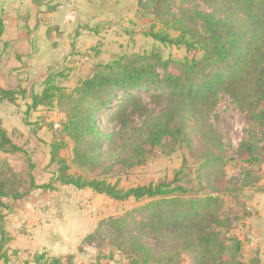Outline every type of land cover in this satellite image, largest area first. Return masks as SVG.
<instances>
[{
	"label": "rangeland",
	"instance_id": "obj_1",
	"mask_svg": "<svg viewBox=\"0 0 264 264\" xmlns=\"http://www.w3.org/2000/svg\"><path fill=\"white\" fill-rule=\"evenodd\" d=\"M234 1L226 0L230 6ZM182 10L218 14L213 5L200 0L167 4L158 0H0L6 27L0 38V86L14 94L12 103L0 96V119L24 150L0 155V166L8 163L12 171L23 173L32 163L36 182L48 184L55 171L51 145L63 140L67 146L61 155L71 174L106 180L124 190L173 181L174 187L184 188L183 199L220 196L222 216L243 229L242 250L233 264H264V120L251 118L237 86L220 93L209 115L221 137L222 153L205 139L204 119L194 114L187 120L186 142L155 150L139 166L124 162L129 158L123 150L125 141L146 130L165 108V97L155 88L131 91L141 99L143 111L130 106L121 118L114 112L126 94L116 93L110 99L111 108L97 119L106 139L107 160L94 170L75 163L73 141L63 132L70 99L77 98L83 83L103 67L116 66L133 54L191 59L184 46L175 44L179 33L171 25L172 14ZM72 12L74 19H69ZM261 12L264 24V0ZM240 19L245 27L244 17ZM155 34L165 40L155 39ZM47 89L53 95L52 105L34 107L33 99ZM214 155L221 161L211 164ZM20 185L23 192L27 184L23 180ZM150 201L117 202L90 190L60 185L54 191L37 190L18 203L3 199L9 208L0 206V216L11 240L0 264H53L67 255L74 256L75 264H132L130 242L122 243L121 250L112 246L114 233L102 225L109 218L127 219L130 234L151 251L154 264H168L170 257L175 264H192L189 251L182 247V232L137 227L147 220L142 209ZM99 228L101 235L94 244L82 246L84 237ZM228 236L238 238L234 232ZM226 243V258L219 257L218 264L232 262L234 242Z\"/></svg>",
	"mask_w": 264,
	"mask_h": 264
},
{
	"label": "trees",
	"instance_id": "obj_2",
	"mask_svg": "<svg viewBox=\"0 0 264 264\" xmlns=\"http://www.w3.org/2000/svg\"><path fill=\"white\" fill-rule=\"evenodd\" d=\"M214 6L218 14L201 11L172 14L171 25L179 33L175 44L184 46L191 59L179 61L172 58L163 60L157 55L133 54L119 61L116 66H105L94 77L87 79L77 98H71L66 108V122L63 132L73 141L74 161L88 170L101 166L107 159L103 144L106 139L97 126L98 116L111 108L110 99L116 93H125L114 114L121 118L130 106L143 111L141 99L131 91L138 89L156 90L164 96L166 105L160 115L143 131L133 134L125 141L124 151L132 166L145 162L147 156L157 149H165L170 144L186 142V128L189 117L200 115L204 119L205 139L222 153V140L209 121V115L217 106L219 95L228 86L235 85L247 102L252 119L264 120V24L262 21V0H235L234 6L226 0H200ZM167 4L169 0H158ZM53 9H50V12ZM55 11V10H54ZM49 13V12H48ZM51 14V13H49ZM240 16L245 27H241ZM6 33L4 17L0 15V38ZM155 39L165 40L158 34ZM200 55V56H199ZM13 92L0 86V96L14 102ZM52 93L45 90L41 97H35L34 107L52 105ZM63 140L51 145L50 159L55 164L53 179L48 184L36 182L34 164L23 173L12 171L8 163L0 166V206L9 208L3 199L20 202L37 190L54 191L56 185L71 186L78 191L90 190L117 202L134 199L151 200L142 211L147 220L137 223V227L148 228L151 232L170 229L182 232V247L188 250L192 264H218L219 257L227 251V241H233L232 262L241 252L243 240L242 225L222 216L219 207L220 196L202 199H183L185 192L181 186H173V181L163 180L129 188H119L106 180L86 179L70 173V165L61 155L66 148ZM24 152L12 139L0 119V155H15ZM211 164L221 161L217 155ZM23 180L26 189L22 192ZM20 182V183H19ZM0 216V260L6 259L4 248L11 240L2 226ZM107 224L114 233L112 246L122 249V243L130 242L132 264H154L155 257L137 236L130 234L127 219L109 218ZM238 226V227H237ZM237 227V228H236ZM233 229V230H232ZM238 238H230L229 233ZM101 235L100 228L84 237L81 245H93ZM180 253H177V257ZM168 264L176 259L168 258ZM74 256L57 258L53 264H75Z\"/></svg>",
	"mask_w": 264,
	"mask_h": 264
},
{
	"label": "built area",
	"instance_id": "obj_3",
	"mask_svg": "<svg viewBox=\"0 0 264 264\" xmlns=\"http://www.w3.org/2000/svg\"><path fill=\"white\" fill-rule=\"evenodd\" d=\"M74 15H75V13H74V12L70 13V15L68 16V17H69V19H74Z\"/></svg>",
	"mask_w": 264,
	"mask_h": 264
}]
</instances>
